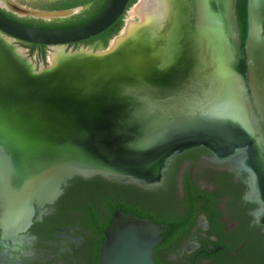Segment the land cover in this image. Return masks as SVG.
<instances>
[{"label": "water", "instance_id": "obj_1", "mask_svg": "<svg viewBox=\"0 0 264 264\" xmlns=\"http://www.w3.org/2000/svg\"><path fill=\"white\" fill-rule=\"evenodd\" d=\"M181 1L173 8L174 45L164 56L147 40L113 45L122 30L104 49H67L107 30L130 0H106L93 18L67 27L26 25L0 12L2 240H20L76 176L142 185L158 181L169 160L192 146L227 151L247 134L264 144V0ZM3 3L35 18L78 10ZM16 40L60 53L36 70ZM168 228L116 210L98 264H158L153 249Z\"/></svg>", "mask_w": 264, "mask_h": 264}, {"label": "flooded vegetation", "instance_id": "obj_2", "mask_svg": "<svg viewBox=\"0 0 264 264\" xmlns=\"http://www.w3.org/2000/svg\"><path fill=\"white\" fill-rule=\"evenodd\" d=\"M87 40L67 49H102L99 39ZM15 42L36 70L50 64L51 46L32 51L30 42ZM243 141L227 151L222 144L187 148L152 183L74 177L20 240L0 237V264H98L106 224L120 205L173 222L153 249L158 264H264V144L248 134Z\"/></svg>", "mask_w": 264, "mask_h": 264}, {"label": "bare ground", "instance_id": "obj_3", "mask_svg": "<svg viewBox=\"0 0 264 264\" xmlns=\"http://www.w3.org/2000/svg\"><path fill=\"white\" fill-rule=\"evenodd\" d=\"M3 2L4 0H0V3L4 4ZM178 2L179 0H139L131 10V16L123 27L121 35L115 38L112 44L116 46L122 39L127 41L137 38L142 43L147 40L149 46L152 44L159 45L156 52L164 56L170 45H174L173 31L176 29L177 16L174 15L173 8ZM181 2L187 1L182 0ZM191 50L192 48L189 47L188 55L191 54ZM17 52L22 53L23 50L19 48ZM59 53V49H54L50 52L49 59L52 62L55 61Z\"/></svg>", "mask_w": 264, "mask_h": 264}, {"label": "trees", "instance_id": "obj_4", "mask_svg": "<svg viewBox=\"0 0 264 264\" xmlns=\"http://www.w3.org/2000/svg\"><path fill=\"white\" fill-rule=\"evenodd\" d=\"M105 1L106 0H100V1L99 0H41V3L39 5H37L36 7H39L38 9H42V10H63V9L75 8L78 6L84 7L83 11H80L79 13L74 14L70 17L55 19V20H51V21H47V20H44L42 18H35V17H31V16L21 17V16H18L16 14L4 9V8H0V12L9 18H11L17 22H20L22 24H26V25H32V26H38V27H48V28L49 27H67V26H73V25L81 24V23L86 22V21L90 20L91 18H93L102 9ZM136 1L137 0H130L126 10H128V8L132 4H134ZM122 17L118 21H116L112 26H110L107 30L96 35L95 37L88 39L87 41L89 42V41H93L95 39H99L100 43L95 45V47L102 48V49L106 48L109 44L110 39L113 38L116 34H118L119 31L122 29L123 24H124ZM28 45L31 46L32 51H35L37 49V47L40 46L41 44L29 43ZM46 54H47V52H46L45 48L42 49V57L44 60L46 59ZM118 207L124 211H131V212H134L140 216L149 217V218H151L157 222L167 223L169 225V228H170V226L173 225V222L170 219L157 220V218H154L153 216H151L147 213L140 212L135 207H128L126 205H124V206L120 205ZM112 217H113V215L110 216L106 226L109 224ZM103 238H105L104 235H103Z\"/></svg>", "mask_w": 264, "mask_h": 264}, {"label": "rangeland", "instance_id": "obj_5", "mask_svg": "<svg viewBox=\"0 0 264 264\" xmlns=\"http://www.w3.org/2000/svg\"><path fill=\"white\" fill-rule=\"evenodd\" d=\"M16 1H18V2H20L21 4H24V5H26V6H29V7H33V8H39V7H36L37 5H39L41 2H40V0H16ZM100 1V0H99ZM139 2V0H137L134 4H132L129 8H128V10H127V12L125 13V16H124V24H123V27L126 25V23H127V20L130 18V12H131V10L133 9V7L137 4ZM78 10H77V12H75L74 14H77V13H79L80 11H83L84 10V7L83 6H78V7H76ZM79 11V12H78ZM74 14H72V15H74ZM72 15H70V16H72ZM70 16H67V17H70ZM61 18H66V17H57V18H45V20H47V21H51V20H55V19H61ZM137 19H139L138 17H136ZM49 54H50V52H49Z\"/></svg>", "mask_w": 264, "mask_h": 264}, {"label": "snow or ice", "instance_id": "obj_6", "mask_svg": "<svg viewBox=\"0 0 264 264\" xmlns=\"http://www.w3.org/2000/svg\"><path fill=\"white\" fill-rule=\"evenodd\" d=\"M2 148H0V177H2L3 174V157H2Z\"/></svg>", "mask_w": 264, "mask_h": 264}]
</instances>
